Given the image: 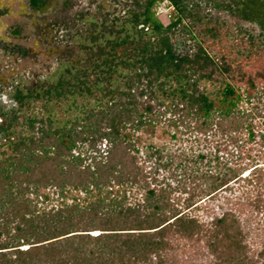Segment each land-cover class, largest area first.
<instances>
[{
	"label": "trees",
	"instance_id": "trees-1",
	"mask_svg": "<svg viewBox=\"0 0 264 264\" xmlns=\"http://www.w3.org/2000/svg\"><path fill=\"white\" fill-rule=\"evenodd\" d=\"M159 1L145 0L140 8V15L145 18L143 26H151L157 37L135 46L127 56L124 65L128 73L122 77L124 92L118 93V97L110 96L97 110L83 108L82 122H74L69 128H39V140L21 139L13 143L14 154L0 159V264H179L178 250L198 243H203L213 257L212 264H264V243L255 256L249 255L244 243L245 233L232 210L217 214L207 223L188 214L197 209L201 200L214 198L232 183L242 180L248 185H258L264 181V166H259L256 160H248L247 164L237 161L242 159L238 134L247 130L249 140L253 141L252 121L261 116L256 106L253 107L255 113L238 103L264 98V87L258 90L251 82L242 86L227 79L211 92L202 89L195 74L184 70L191 60L177 55L171 43L169 32L175 23L164 26L153 10ZM168 1L178 11L176 14L182 12L181 0ZM33 4L37 6V0H33ZM227 9L231 12L230 7ZM247 9L255 11L252 5L246 6ZM138 18L139 15L135 16L136 20ZM199 52L196 59L203 61L200 68L216 64L203 48ZM100 55L105 56L103 52ZM112 61L106 58L104 62L109 69L105 71V74L110 73L109 81L111 73L116 71ZM215 66L221 74L227 71L225 66ZM74 77L78 88L86 84L81 76ZM170 80L178 83L175 89L168 85ZM64 83L67 82L60 79L54 88ZM152 84L157 85L164 96H174L177 92L184 105L167 106L161 102L155 107L150 103L156 100L150 92V102L139 108L134 94L140 91L143 97ZM250 86L256 90L253 96L247 94ZM14 99L22 100L18 92ZM167 114V121L177 122L191 133L223 134L239 151L235 155L227 152L230 159L216 154H195L190 158L182 153L179 159L183 164L179 162L170 176L176 186L166 183L164 187L150 188L148 177L137 165L139 150L134 142L126 140L124 132H138L148 124L156 125V121ZM256 135L264 141L263 132ZM101 139L109 144L105 161H96L94 157L93 167L81 168L83 158L72 153L77 142L88 141L90 148H95ZM151 156H156L157 168L171 167L172 158L161 162V149L149 153L148 158ZM234 158L236 161L232 160ZM190 162L192 166L188 165ZM247 171L249 175L243 177ZM151 181L155 183L156 178ZM112 185L130 188L137 185L144 190L142 203L127 204L125 192L112 197L107 192L106 203L104 197H99L84 206L75 199L71 203L63 199L68 186L88 195L93 189L99 192ZM47 186L58 190L61 204L45 211L27 194L36 195L37 201L38 190ZM175 191L179 193L176 197L172 196ZM250 205L256 210L264 207L259 199ZM179 240L185 241L182 247Z\"/></svg>",
	"mask_w": 264,
	"mask_h": 264
},
{
	"label": "rangeland",
	"instance_id": "rangeland-1",
	"mask_svg": "<svg viewBox=\"0 0 264 264\" xmlns=\"http://www.w3.org/2000/svg\"><path fill=\"white\" fill-rule=\"evenodd\" d=\"M144 1L43 0L40 9H33L29 0H0L8 8L6 14L0 15V159L14 154L13 143L21 139L39 140V128H69L74 122H82L84 109L97 110L98 105L107 103L110 96L118 97V93L126 90L122 77L128 73V68L124 61L135 46L157 37L151 26H143L145 18L140 15V8ZM248 5H252L255 11L246 10ZM180 7L182 12L176 14L178 11L168 0H161L153 10L164 26L175 23L169 32L171 43L177 55L191 60L192 63L185 65L184 70L189 69L195 74L202 89L207 88V92H211L227 79L242 86L251 82L258 90L264 87V0H181ZM137 15L139 18L136 20ZM200 48L218 66H225L227 71L221 74L216 64L200 68L203 61L196 59L200 56ZM22 49L28 53L22 55ZM101 52L105 56L100 55ZM106 58L113 60L111 64L116 70L111 73V81L108 80L110 73L105 74L109 70L104 66ZM77 75L86 81L81 88L74 79ZM98 78L104 79L100 81ZM60 79L67 83L55 89ZM168 85L175 89L178 83L170 80ZM150 87L143 97L140 91L134 94L139 108L150 102V92L156 99L150 102L155 107L161 102L167 106L172 103L184 105L177 92L174 96H164L157 85ZM17 92L22 98L20 102L14 99ZM59 92L61 95H57ZM255 92L251 86L247 90L250 96ZM260 99L238 103L247 110L256 106L261 116L252 121L253 141L249 140L247 130L238 134L242 159L237 161L247 164L248 160L254 159L262 167L264 141L256 135L257 132L264 135V98ZM256 110L253 111L256 113ZM168 117L169 114L158 119L156 125L148 124L138 132H124L126 140L134 142L139 150L137 165L148 177L150 188L164 187L166 183L176 186L170 176L177 164L182 162L179 159L182 153L190 158L195 154H216L230 159L227 152L235 155L239 151L221 133L212 131L214 135L209 132L205 136L191 133L181 124L167 121ZM75 130L78 131V126ZM76 145L72 153L83 158L81 168L87 165L93 167L94 157L96 161H105L107 157L109 144L104 139L97 141L95 148H90L88 141L77 142ZM225 146L226 152L223 150ZM156 149L162 150L161 162L172 158L169 169L157 168L156 156L148 158L149 153ZM188 165L192 166V162ZM262 169L264 171V167ZM249 171L243 177L248 176ZM176 172L179 173L180 169ZM153 177L156 178L155 183L151 181ZM56 191L55 187L47 186L38 190L37 201L33 193H28L27 197L37 202L40 210L47 211L61 204ZM107 192L109 197L121 196L125 192L127 204H132L142 203L144 190L137 185L132 188L112 185V188L106 187L99 192L93 189L87 195L68 186L63 199L67 203L75 199L84 206L104 197L106 203L109 200ZM178 195L177 191L172 194L175 197ZM256 199L264 204V181L248 185L239 180L230 184L229 189L219 191L214 198L201 200L197 209L188 214L207 223L217 214L232 210L245 233L244 243L249 248V255L255 256L264 243V207L256 210L254 205H250ZM184 242L179 240L180 247ZM186 246L178 250L179 264L213 263V257L207 253L203 243Z\"/></svg>",
	"mask_w": 264,
	"mask_h": 264
},
{
	"label": "flooded vegetation",
	"instance_id": "flooded-vegetation-1",
	"mask_svg": "<svg viewBox=\"0 0 264 264\" xmlns=\"http://www.w3.org/2000/svg\"><path fill=\"white\" fill-rule=\"evenodd\" d=\"M152 0H146V2H150ZM29 5L33 8V9H40L41 6H43V0H37V6H35L33 4V0H29ZM7 7L3 6L2 3H0V15L2 14H6L7 13ZM16 34H19V31H16ZM22 55H26V53H28V51L22 49L20 50Z\"/></svg>",
	"mask_w": 264,
	"mask_h": 264
}]
</instances>
